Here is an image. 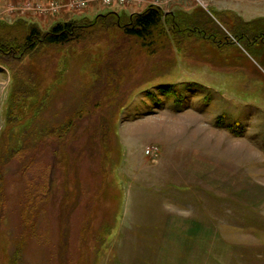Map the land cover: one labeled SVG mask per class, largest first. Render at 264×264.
Returning <instances> with one entry per match:
<instances>
[{
  "label": "rangeland",
  "instance_id": "rangeland-1",
  "mask_svg": "<svg viewBox=\"0 0 264 264\" xmlns=\"http://www.w3.org/2000/svg\"><path fill=\"white\" fill-rule=\"evenodd\" d=\"M48 1L0 0V18L26 17L46 29L69 17L110 10L127 14L155 2L124 6L90 2L56 15L24 9L26 3ZM94 3L99 7L87 10ZM199 6L209 13L231 10L244 20L264 18V0H173L159 5L165 12ZM216 18L221 20L218 14ZM234 43L219 51L195 44L178 55L170 73L151 81L150 76L137 75L121 82L118 93L131 96L126 97L127 107L112 117L113 164L104 172L106 180L100 172L102 149L87 143L83 132L99 120L90 116L81 122L79 137L67 150L79 184L73 186L71 172L63 177L60 168L50 170L48 199L21 249L26 182L20 172L23 166L13 161L5 173L0 264H8L9 256L18 251L19 264H264V50L259 43ZM91 79L88 73L71 70L46 116L54 112L59 119L76 106ZM9 80L3 69L0 135ZM189 81L203 87L188 93L189 108L178 112L170 107L171 99L164 108H154L140 92L158 82L182 86ZM99 91L96 88L93 94ZM106 109L99 108L100 115H109ZM145 111L148 114H142ZM54 146H45L37 161L49 163L57 150ZM204 193L210 200L200 198V205L209 201L215 208L207 223L208 211L195 215L196 200ZM104 220L112 225L109 232L102 229Z\"/></svg>",
  "mask_w": 264,
  "mask_h": 264
},
{
  "label": "trees",
  "instance_id": "trees-1",
  "mask_svg": "<svg viewBox=\"0 0 264 264\" xmlns=\"http://www.w3.org/2000/svg\"><path fill=\"white\" fill-rule=\"evenodd\" d=\"M209 11L199 6L190 11L165 12L158 5L148 4L141 11L127 14L110 10L92 17H69L51 23L46 29L37 20L26 17L0 18V72L4 69L10 74L5 126L0 135V220L3 219L6 169L17 161L23 166L20 172L26 182L19 249L33 232L48 199L53 182L50 170L54 166L60 168L63 177L71 172L73 186L79 184L67 150L79 137L81 122L90 116L99 120L85 126L83 132L87 134V143H97L102 149L100 172L106 180L104 172L113 164L110 157L115 135L112 117L127 107L126 97L131 96V93H118L121 82L137 75L150 76L151 81L170 73L177 65L178 55L186 54L195 44L205 51L206 46L219 51L234 46L235 40L251 46L264 38L262 17L244 20L231 10ZM71 70L80 75L88 73L92 77L90 88L61 118L57 119L54 112L46 116ZM177 84L158 82L140 92L154 108H164L171 99L170 107L178 112L189 108L188 93L203 86L195 81L179 83L180 87ZM96 88L100 89L97 95L93 94ZM101 107L107 108L109 118L100 115ZM53 144L57 150L52 160L45 164L37 161L45 146ZM102 224V229L109 232L112 225L107 220ZM19 253L9 256L8 264H19Z\"/></svg>",
  "mask_w": 264,
  "mask_h": 264
},
{
  "label": "built area",
  "instance_id": "built-area-1",
  "mask_svg": "<svg viewBox=\"0 0 264 264\" xmlns=\"http://www.w3.org/2000/svg\"><path fill=\"white\" fill-rule=\"evenodd\" d=\"M90 2H99L103 6L112 5H129L134 3H143L146 0H49L47 3H36L34 5L26 3L24 9L43 14V15H56L63 10L82 9L86 7ZM173 2V0H155L153 4L162 5ZM23 9V10H24Z\"/></svg>",
  "mask_w": 264,
  "mask_h": 264
},
{
  "label": "crops",
  "instance_id": "crops-1",
  "mask_svg": "<svg viewBox=\"0 0 264 264\" xmlns=\"http://www.w3.org/2000/svg\"><path fill=\"white\" fill-rule=\"evenodd\" d=\"M99 7V4L98 3H94V4H91L90 6H88V8H87V10H90V11H94L95 9H97ZM202 189H206L205 187H202ZM184 196V195H183ZM209 195L208 194H206V193H204V195H200L199 194V198L196 200L197 202L195 203V215L197 214V215H199V216H201L200 214L201 213H203L204 211H208V214L209 215H205V219H204V221L207 223V217L208 216H211L210 214L212 213V212H215V208H213V207H211V204L209 203V201H208V203H205V201H203L202 202V204L200 205V202H199V199L200 198H203V199H205L206 197H207V199L208 200H210L209 199V197H208ZM200 205V206H199ZM210 208V209H209ZM183 220V222H185L186 220H184V219H182Z\"/></svg>",
  "mask_w": 264,
  "mask_h": 264
},
{
  "label": "flooded vegetation",
  "instance_id": "flooded-vegetation-1",
  "mask_svg": "<svg viewBox=\"0 0 264 264\" xmlns=\"http://www.w3.org/2000/svg\"><path fill=\"white\" fill-rule=\"evenodd\" d=\"M260 48H262L264 50V38L260 39Z\"/></svg>",
  "mask_w": 264,
  "mask_h": 264
}]
</instances>
